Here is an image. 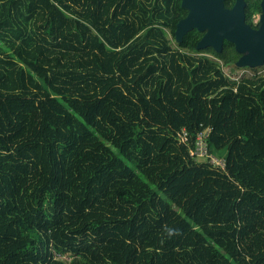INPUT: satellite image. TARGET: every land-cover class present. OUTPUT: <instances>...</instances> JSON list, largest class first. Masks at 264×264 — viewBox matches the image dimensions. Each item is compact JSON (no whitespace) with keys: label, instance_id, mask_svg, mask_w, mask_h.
<instances>
[{"label":"trees","instance_id":"obj_1","mask_svg":"<svg viewBox=\"0 0 264 264\" xmlns=\"http://www.w3.org/2000/svg\"><path fill=\"white\" fill-rule=\"evenodd\" d=\"M185 14L0 0V264H264V75L172 49ZM206 128L225 169L190 156Z\"/></svg>","mask_w":264,"mask_h":264},{"label":"water","instance_id":"obj_2","mask_svg":"<svg viewBox=\"0 0 264 264\" xmlns=\"http://www.w3.org/2000/svg\"><path fill=\"white\" fill-rule=\"evenodd\" d=\"M225 0H182V7L188 10L185 19L177 24L176 40L181 42L191 30L197 29L205 35L197 49L208 47L221 53L224 41L234 44L238 53L247 51L236 66L256 68L264 65V31H252L245 23L244 4L237 1L227 9Z\"/></svg>","mask_w":264,"mask_h":264},{"label":"flooded vegetation","instance_id":"obj_3","mask_svg":"<svg viewBox=\"0 0 264 264\" xmlns=\"http://www.w3.org/2000/svg\"><path fill=\"white\" fill-rule=\"evenodd\" d=\"M237 1H239V0H225L224 1V4H225V7L227 8V9H232L234 6H235V4L237 3ZM241 2H243V4H244V16H245V23L250 27V29L252 30V31H255V32H258V31H264V0H240ZM162 4H163V1L161 2ZM166 8V6L165 5H163V8ZM164 8V9H165ZM181 8L183 9V10H185L186 11V14L183 16V17H181L178 21H177V23H176V27H175V31H174V34H173V32H172V28L171 27H169V26H162V25H157V26H159V27H161L162 28V30H163V32H164V34L167 36V34H169L170 36H171V39H169L168 37V39H169V41H170V46L172 47V49H174V50H180V51H185V52H188L189 51V49L188 48H180V44L183 42V40H184V37L188 34V33H190V32H193V31H197L198 33H200L201 34V37H200V39L198 40V42H197V44L199 43V41L203 38V36L205 35V31L204 32H199L197 29H193V30H191V31H189L184 37H183V39H182V41L181 42H178L177 40H176V35H175V33H176V29H177V24L181 21V20H183V19H185L186 17H187V15H188V10L187 9H184L183 7H182V0H181ZM150 9H152V8H150ZM162 21H164V19H161ZM151 27V26H150ZM174 42V44L175 45H172V43ZM225 42H229V41H224V43H223V49H224V44H225ZM208 48H211V47H208ZM205 49H207V48H205ZM213 49V48H212ZM196 50H197V52H194L193 53V55H195L196 57H208V58H211V59H216L212 54H210V53H206V52H200L201 50H198L197 49V45H196ZM202 50H204V49H202ZM223 51V50H222ZM248 52L247 51H245V52H243V53H239L240 54V57H239V59L241 58V57H243L245 54H247ZM247 68H251V67H249V66H247Z\"/></svg>","mask_w":264,"mask_h":264},{"label":"built area","instance_id":"obj_4","mask_svg":"<svg viewBox=\"0 0 264 264\" xmlns=\"http://www.w3.org/2000/svg\"><path fill=\"white\" fill-rule=\"evenodd\" d=\"M230 77V76H229ZM233 79L232 77H230ZM242 78H251V77H242ZM242 78H236L233 79L235 81H240ZM253 79V78H251ZM211 132L210 128H206L202 132H200L197 136L195 147L190 149V156L194 158L195 160L197 159H207L209 160L212 164H215L223 169L226 168V162L224 159H219L218 157L212 155L209 152V146L207 143V138L209 137V134ZM179 138L181 143H189V135L187 131L184 129L182 132L179 133Z\"/></svg>","mask_w":264,"mask_h":264},{"label":"rangeland","instance_id":"obj_5","mask_svg":"<svg viewBox=\"0 0 264 264\" xmlns=\"http://www.w3.org/2000/svg\"><path fill=\"white\" fill-rule=\"evenodd\" d=\"M167 37L171 39V36L167 34ZM172 45H175L174 42ZM215 60V59H214ZM222 65V69L224 73L233 79L236 78H242V77H251V78H256L264 75V65L256 68H247V67H242L239 68L236 65H223L222 61L220 62ZM65 260H70V258L66 255L64 256Z\"/></svg>","mask_w":264,"mask_h":264}]
</instances>
